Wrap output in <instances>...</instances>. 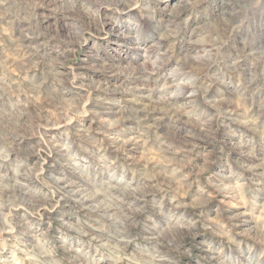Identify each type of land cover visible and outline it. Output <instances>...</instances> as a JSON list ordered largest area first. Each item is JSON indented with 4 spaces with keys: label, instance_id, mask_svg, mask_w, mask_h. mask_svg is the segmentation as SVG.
Here are the masks:
<instances>
[{
    "label": "rangeland",
    "instance_id": "rangeland-1",
    "mask_svg": "<svg viewBox=\"0 0 264 264\" xmlns=\"http://www.w3.org/2000/svg\"><path fill=\"white\" fill-rule=\"evenodd\" d=\"M4 4L0 264H264V0Z\"/></svg>",
    "mask_w": 264,
    "mask_h": 264
},
{
    "label": "clouds",
    "instance_id": "clouds-1",
    "mask_svg": "<svg viewBox=\"0 0 264 264\" xmlns=\"http://www.w3.org/2000/svg\"><path fill=\"white\" fill-rule=\"evenodd\" d=\"M4 7L6 9L9 7L7 0H5ZM181 83L184 82L182 81ZM85 199L94 201V204L89 206L90 212H100L99 217L86 221L89 230L84 232L83 235L88 238L89 252L94 249L96 254L101 255V260L104 255H108L115 261V264H121V261L129 260V257L124 254V249L133 241H128L123 237H116L113 235V222L118 218L117 212L106 214V211H104L114 206V197L109 194V190L95 189L89 192L88 195L85 196ZM17 207L18 209L23 208V205H18ZM118 212L121 215H126L123 208H118ZM114 240L116 241L115 243H113ZM80 251V248L76 249V252ZM43 254L51 255L52 253L43 252ZM35 258L36 257L30 254H25L24 257L26 261ZM130 264H148V262L145 260H133Z\"/></svg>",
    "mask_w": 264,
    "mask_h": 264
}]
</instances>
